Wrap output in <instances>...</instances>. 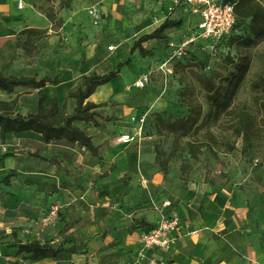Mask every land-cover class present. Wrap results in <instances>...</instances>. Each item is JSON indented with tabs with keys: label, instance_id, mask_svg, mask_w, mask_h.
Returning a JSON list of instances; mask_svg holds the SVG:
<instances>
[{
	"label": "rangeland",
	"instance_id": "obj_1",
	"mask_svg": "<svg viewBox=\"0 0 264 264\" xmlns=\"http://www.w3.org/2000/svg\"><path fill=\"white\" fill-rule=\"evenodd\" d=\"M19 1H23V8L17 7ZM67 1L0 0V71L7 75H36L38 78L45 75L54 76L68 71L69 74L62 81L63 83L48 84L44 89L51 96H55L58 91L67 96L70 88L76 89L85 75L94 72L103 73L113 67L114 55L122 50L126 53L129 51L134 41L142 36V33H139L141 28L151 23L150 15L164 12V8L160 9L159 6H153V3L140 2L141 0L138 2H129L128 0H72L70 4ZM93 6L97 7L103 15L102 24L99 26L93 23L88 14L89 8ZM9 7L12 8L13 14H9ZM169 12L171 11L167 9L165 14L167 15ZM186 12L187 9L180 6L169 16L177 18ZM13 19L16 20L13 21ZM193 20L191 24L195 25ZM154 27L150 29L152 30ZM28 28L32 30L24 33V30ZM244 28L247 32L248 27L245 26ZM168 42V40H163L151 44L152 46L149 45L155 51L148 57H142L138 50L135 51L132 64L125 68L119 77L112 80L116 81L113 85L119 88L116 91L118 96L114 98L120 101L119 105L122 107L133 104L132 111L136 113L141 109H147L154 116L161 115L166 121H174L189 113L188 108L191 103H202L204 113L200 124L210 109L209 93L205 88L204 78L206 76L212 77L216 86L225 85L224 77L228 76L234 69L231 58L235 57L237 60L238 54H250L252 58L251 69L234 98V104L238 106L246 102L251 106L252 112L258 117V135L253 140V145L248 147H245L243 139H238L237 150L227 153L225 152L224 141L235 140L233 131L227 128L229 116H223L219 120L211 117L198 131L186 134L181 130L172 131L163 127L161 132L158 131L152 144L155 146L152 152L158 151L161 154V160L167 163V172L162 169L157 160L156 171L148 170L145 172L146 169L141 171L138 167L140 154L136 148L132 145L126 146L117 139L120 133L128 129L127 123L132 111H126L121 113L123 114L121 119L105 124V130L93 135L96 138V143H100L104 137H108V141L111 140L115 145V153L121 154L125 158V162L119 166V170L117 164V167H113V170H117L113 176V181L116 179L114 187L119 180L125 181L127 189L125 195H128L130 194V181L134 174L141 172L153 180L155 175L159 173L163 178V189H191L204 180H222L234 184L236 189H262V199H264V108L254 101L255 95L264 100V86L258 90L251 86L257 73L264 71V40L256 47L247 49H240L234 44L227 45L222 50H212L209 41L198 38L197 42L203 43L202 45L195 43L190 45L183 59L172 61L168 65L173 67V74L166 77L162 74L163 72L157 70L158 72L148 87L137 89L136 81L143 73L150 68H157L171 55L172 49H170ZM110 46H115V49H110ZM83 51L87 58L93 52H97V56L89 63L81 66ZM108 88L109 86H104L99 90L96 97L99 99ZM18 95L20 96V107L24 113L36 110L39 98L38 90L17 88L11 94L0 90V99H13ZM112 98L113 96H111ZM121 107L110 106L107 111L113 114L118 111L116 109H121ZM207 130L218 136L219 144L209 140V137L206 136ZM188 141H207L213 147L201 148L195 158L185 148V143ZM67 144L62 141L54 146L47 145L41 141L39 135L34 133L18 136L16 134L3 135L0 132V153L8 150L18 152L15 157H9L11 160L8 163L18 167L16 169L35 174L44 168V160L33 159L28 155L29 153L41 150L50 155L62 150ZM151 163L153 164V162ZM5 169L0 167V175L5 172ZM54 170L55 167L47 162L48 176L46 178L53 184H50L48 189H5L0 186V217L6 222L5 225H9V229H20L19 224L25 223L27 218L38 220L39 217H46L49 220L48 222L46 220V227L43 228L46 231L45 236L49 235L48 237H51L58 244L65 236L71 238L72 234L79 235V232L76 233V231H71V234L61 231L63 223L60 221L59 213H62L63 216H67L69 212L74 213V216L82 213L84 214L82 222H84L89 217L90 219H102L110 215L112 217L116 211L134 207L125 200V195L121 199L117 197L118 206L116 207L101 204L102 201H107L108 194L106 190H102L104 186L97 183L96 188L99 195L95 193V197L90 200L94 205L93 207L80 211H67L59 207V204L53 200L54 195L60 192V189H52L54 178L51 173ZM36 177L39 176L36 175ZM1 179L0 185L2 184ZM27 180L29 179L19 176L16 183L23 186ZM174 191V195L180 198V191ZM169 192L170 195L168 193L166 195L173 196V193ZM137 193V196L141 198L137 202H149L151 196L147 189L143 191L138 189ZM156 195H158L157 192ZM110 196L112 195L110 194ZM57 206L56 216L51 217L52 211ZM130 213H133V210ZM81 227L84 228L85 224ZM106 227L107 225L103 223L101 231L103 232ZM134 229L137 230L138 227L135 226ZM22 235L27 236L24 238L27 240L33 236L31 231L29 233L22 232ZM76 237L80 239V236ZM102 238L104 237L98 236L91 241L100 242ZM102 249L103 245L98 250L101 251ZM118 252L115 250L108 252V254H101L102 259L96 260L93 264H107L106 261H109L110 264H119L118 260L114 261L118 257ZM62 260L65 264L81 263L78 262V256H76V260H72L68 254H63Z\"/></svg>",
	"mask_w": 264,
	"mask_h": 264
},
{
	"label": "crops",
	"instance_id": "obj_2",
	"mask_svg": "<svg viewBox=\"0 0 264 264\" xmlns=\"http://www.w3.org/2000/svg\"><path fill=\"white\" fill-rule=\"evenodd\" d=\"M136 1L138 2V0ZM142 1L153 3V6H159L160 9L164 8V12L151 14L149 19L152 21L149 25L141 28L139 32L142 33L141 35L154 31L168 17L174 18L173 16H169V14L180 7L172 8V0H141L140 2ZM102 7L104 8L105 6ZM167 9L171 12L166 15ZM9 14H13V10L10 7ZM184 15L187 16V19L182 27L172 28L167 31L169 36L167 39L169 41L168 45H170L171 41H183L191 35L190 33H193V29L196 27L199 18L188 11L182 14V16ZM192 20L193 23H196L195 25L191 24ZM157 23L158 25H156ZM153 27L154 29L151 30L150 28ZM163 40L165 39H153L145 42L144 46L151 49L150 46L153 43ZM195 44L202 45L203 43L196 41ZM119 53L120 56L117 61L113 57V67L126 57V51L122 50ZM93 55L94 52L86 58L90 59ZM82 82L83 79L78 85L82 84ZM115 82L112 81L104 85L109 86V88L98 99L96 97L97 93L104 87L100 86L89 100L95 103L110 100L112 101V105L110 106L115 108L121 107L119 105L120 101L114 99L118 96L116 91L119 89L113 85ZM70 90L74 89L70 88ZM55 96L59 97L61 108L65 101H67V111H73L75 107V100L73 98H69L66 94H61L60 91ZM111 96H113L112 99ZM110 106L101 108V111L108 115L112 114L107 111V108ZM133 107V104L123 105L121 109H116L118 111L113 114L121 119L123 115L121 113L130 112L133 110ZM132 113L134 111L130 114ZM78 124L86 126L92 135H97L101 133V130L106 129L105 124L107 123L104 122L101 127H94L92 124L85 122H78ZM127 127L129 128L128 123ZM108 140V137H104L100 143H97L103 144L102 149H104L106 159L104 164H100L98 159L89 150L81 147L78 143H68L64 145L62 150L53 154L61 159L62 165L68 170L63 175L58 171V167L53 165L55 170L51 173L54 178V187L52 189H60V192L54 195L53 200L59 204V207L67 211L90 209L94 206L90 200L95 197V193L99 195L96 188L97 183L103 185L104 189L102 190H106L108 194L107 201H102L101 204L105 206L112 205L113 207L118 206L117 197L121 199L127 193V189L126 182L121 180L114 187L116 179L113 181V176L117 170H113V167L117 164L119 170V166L124 164L125 158L123 155L115 153V145L111 140ZM153 143L148 142L142 146H137L135 143H124L126 146L132 145L139 152L140 160L138 167L141 171L142 169H146L145 172L156 169V153L152 152L155 148L152 145ZM48 145L54 146L55 144L51 143ZM33 159L38 158L33 157ZM10 160V158H6L0 161V167L6 168L5 172L0 175V178H2L0 186L2 188L48 189L50 184H52L46 178L48 176L46 161H44V168L35 174L30 171L16 169L18 167L8 163ZM11 169H16L20 173L19 176L29 180L23 186H19L16 183L19 176H13L11 183L7 185L3 182V179L11 172ZM36 175L39 177H36ZM144 177L146 176L141 172L134 174L133 179L130 181V194L124 197L134 207H128L119 212L116 211L112 217L111 215L102 219H90L89 217V219L81 223V226L85 224L84 228L78 226L68 231V234H71V231L79 232V235L72 234L71 239L80 242L88 241L90 237L96 235L95 233H102L103 223L111 229V233L107 237L102 238L100 242L89 241L84 253L80 255L68 254L72 260H76V256H78V262H81L79 264H93L96 260L102 259L101 254L104 255L117 250L119 251L118 257L114 261L118 260L119 264H156L150 261L151 255L144 262L137 257L140 236L145 229L151 227H145L140 223H136L135 220L137 218H146L156 225L164 215L176 214L180 217L181 222L180 238L175 247L168 253H156L154 255L157 262L163 261L165 264H264V199H262V189H236V186L232 183L222 180L211 181L209 179L204 180L196 186L194 185L191 189H163L164 182L162 175L159 173L155 175L153 180L146 177L149 180L147 185H144L142 182ZM138 189L140 191L145 189L149 191L151 196L149 202H137L141 200L137 196ZM174 190L182 191V193L179 192L180 198L174 195ZM169 191L173 193L174 197L169 196ZM156 192L158 195H156ZM166 193L169 195H166ZM166 202H170V205L166 206ZM132 210L133 213H130ZM79 216L83 217L84 214L78 213L74 216V213L69 212L67 215L70 219H75ZM46 220L48 222L49 218L39 217L38 220L27 218L25 223L19 224L21 228L18 229V237L23 240L27 236L22 235V232L29 233L31 231L33 236L30 240L35 237L41 240L52 239L48 237L49 235L45 236L46 231L43 228L46 227ZM5 223L4 219L0 217V233H11L13 229H9V225H5ZM135 225L138 227L137 230L134 229ZM76 236H80V239H77ZM12 240L13 238L9 237L4 241ZM23 241L28 240L24 239ZM53 244L56 245L55 241H53ZM101 245H103V249L99 251L98 249ZM131 250L132 252L129 253ZM16 252L17 248L9 247L7 244L2 245L0 247V264H65L62 260L63 255L57 260L45 259L37 263H31L21 257H16ZM106 258L109 257L106 256ZM106 263L110 264L109 261H106Z\"/></svg>",
	"mask_w": 264,
	"mask_h": 264
},
{
	"label": "trees",
	"instance_id": "obj_3",
	"mask_svg": "<svg viewBox=\"0 0 264 264\" xmlns=\"http://www.w3.org/2000/svg\"><path fill=\"white\" fill-rule=\"evenodd\" d=\"M71 1L68 0L67 2L70 4ZM227 1L235 5L236 23L230 34L225 36L218 44L220 50L224 49L227 45L234 44L240 49L256 47L264 40V0ZM47 16L49 17V15ZM186 19V15L178 18L168 17L154 31L136 39L126 53V58L121 60L115 67H111L103 73L94 72L90 75H85L82 84L67 93L69 98L75 100V107L72 112L67 111V101H65L61 108L59 97L51 96L44 90L48 84L58 85L69 74L68 71L54 76L45 75L41 78H38L36 75H7L3 71H0V90L11 94L17 88H26L36 89L39 93L36 110L28 113H24L20 107L19 95L13 99H0V132L3 135L16 134L18 136L25 133H34L39 135L41 141L47 145L62 141L69 144L78 143L81 147L89 150L98 159L100 164H104L105 156L102 145L97 144L95 137L89 132V129L86 126L78 124V122H85L92 124L94 127H101L104 122L117 121L119 117L115 114L108 115L101 111V108L111 105V101L95 103L94 101H90L89 98L100 86L119 77L124 69L132 64L135 51L138 50L142 57L151 56L152 50L144 46L145 42L153 39L167 40L169 38L167 31L172 28L182 27L186 23ZM245 26L248 27L247 32H245ZM31 30V28L25 29L24 33H28ZM96 56L97 52L94 53L92 58L87 59L83 51L81 66L87 64ZM231 63L234 65V69L228 76L224 77L223 81L225 85L216 86L212 77L206 76L204 78L205 88L209 93L208 103L210 109L200 124L199 122L204 113L202 103H191L188 108L189 113L174 121H166L161 115L154 116L151 112L156 136L158 131H162L163 127L172 131L181 130L186 134L198 131L211 117L219 120L223 116H229L227 128L233 131L235 140L224 141L225 152L231 153L237 150L238 139H243L245 147L252 146L253 140L259 132L257 128L258 117L252 112L251 106L248 103L244 102L238 106L234 104V98L250 72L252 58L250 54H238L237 60L235 57L231 58ZM251 86L255 90L264 86V71L257 73ZM254 101L264 108V100H261L258 95L254 96ZM206 136L209 137L210 141L219 144L220 139L212 131L207 130ZM203 147L212 148L213 146L207 143V141H188L185 143V148L195 158ZM17 154L18 152L12 150L1 152L0 161L9 157H15ZM28 155L57 166L58 171L63 175L68 172L57 155H48L41 150L31 152ZM156 160L162 169L167 172V163L161 160V154L158 151H156ZM19 175L20 173L16 169H11V172L3 179V182L8 185L11 183L13 176ZM58 216H60V221L63 223L61 227L62 232H68L82 223V217L80 216L75 219L63 216L62 213H59ZM135 222L145 227L153 228L156 226L146 218H137ZM110 233L111 229L106 227L102 233L90 237L88 241L78 242L64 237L60 243L55 245L52 239L41 240L35 237L31 240L23 241L18 237L19 230L13 229L11 233H0V247L7 244L9 247L17 248L16 257H21L31 263H37L45 259L57 260L63 254L84 253L89 241L98 236L107 237ZM9 237L13 238V240L4 241Z\"/></svg>",
	"mask_w": 264,
	"mask_h": 264
},
{
	"label": "built area",
	"instance_id": "obj_4",
	"mask_svg": "<svg viewBox=\"0 0 264 264\" xmlns=\"http://www.w3.org/2000/svg\"><path fill=\"white\" fill-rule=\"evenodd\" d=\"M135 2L136 0H128ZM173 6H184L189 13L197 16L198 23L193 29V33L184 39L182 42L171 41V55L166 61L157 66V68L148 69L136 81L137 89L148 87L154 78L157 70L163 72L166 77L173 74V67L168 66L172 61L180 60L186 54L190 45L194 44L198 38L210 42L212 50H220L218 44L222 39L230 34L235 23V5L227 0H172ZM19 8L24 7L23 1H19ZM93 23L96 26L102 24L103 15L97 7H90L88 11ZM114 50L115 46H110ZM150 110L141 109L137 113L134 112L129 116V128L127 131L119 134L118 141L120 143H135L137 146H142L148 142H154L156 139V129L152 121ZM143 184L147 185L149 180L144 177ZM165 205H170L166 202ZM55 208L51 216H56ZM180 217L176 214H166L153 228L145 229L139 239V248L137 257L142 262L146 261L150 255V261L156 264H165V262H157L156 253H168L171 251L180 238Z\"/></svg>",
	"mask_w": 264,
	"mask_h": 264
},
{
	"label": "bare ground",
	"instance_id": "obj_5",
	"mask_svg": "<svg viewBox=\"0 0 264 264\" xmlns=\"http://www.w3.org/2000/svg\"><path fill=\"white\" fill-rule=\"evenodd\" d=\"M119 56H120V53H119V52H118V54H115V55H114V57H115V58H114V59H115V61H117V60H118ZM116 85H117V84H116Z\"/></svg>",
	"mask_w": 264,
	"mask_h": 264
}]
</instances>
